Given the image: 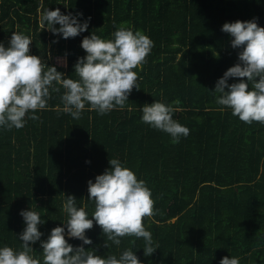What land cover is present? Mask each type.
Masks as SVG:
<instances>
[{
  "label": "trees",
  "instance_id": "16d2710c",
  "mask_svg": "<svg viewBox=\"0 0 264 264\" xmlns=\"http://www.w3.org/2000/svg\"><path fill=\"white\" fill-rule=\"evenodd\" d=\"M56 8L82 23L90 18L88 30L64 39L41 29L40 10ZM254 18L264 27V0H0V43L7 47L16 31L29 36L30 54L66 78H77L73 66L86 56L81 43L92 33L112 39L124 25L154 45L142 70L135 69L140 89H133L123 110L100 115L86 105L75 120L62 111L61 89L36 112L38 121L26 117L21 129L0 127V247L22 250L20 212L30 209L45 221L38 226L41 240L62 226L69 243L80 246L67 236L63 203L75 195L91 218L88 181L116 158L152 192L156 214L144 224L159 248L145 256L143 239L133 245L134 237L105 248L106 237L94 224L86 249L119 257L131 248L143 264H220L225 256L264 264V125L220 111L214 92L238 62L239 49L222 26ZM51 52L66 56L67 66L53 61ZM234 82L238 78L229 79ZM155 101L170 105L173 119L189 128L179 143L141 122L142 106ZM32 247L43 264L40 242Z\"/></svg>",
  "mask_w": 264,
  "mask_h": 264
},
{
  "label": "clouds",
  "instance_id": "9594fccd",
  "mask_svg": "<svg viewBox=\"0 0 264 264\" xmlns=\"http://www.w3.org/2000/svg\"><path fill=\"white\" fill-rule=\"evenodd\" d=\"M89 21L82 23L78 16L64 14L56 8L45 10L39 23L41 29L68 39L87 31ZM221 30L229 34L232 48L239 52L238 62L216 82V104L222 106L220 111L230 109L245 124L264 125V27L254 18L226 22ZM112 37L103 39L94 33L84 37L81 47L86 56L78 58L73 66L77 77L73 79L66 78L57 66L46 65L40 56L30 54L31 38L13 32L7 47L0 43V127L21 129L26 117L38 121L36 112L46 110L52 92L59 93L61 89L64 90L60 97L62 111L75 120L81 118L86 105L87 110L100 115L123 110L133 89H140V77L135 69L142 70L154 45L142 31L124 25ZM60 62L67 66L66 59ZM230 78H238V82L230 84ZM141 111V122L169 134L172 143H179L181 137L190 134L188 127L173 119L174 109L170 105L155 101L143 105ZM109 164L104 173L88 181L87 198L94 202L91 218L84 207L77 206L75 195H67L63 203L67 236L81 240L80 246L69 243L62 226L53 228L47 239L41 240L44 234L38 226L45 221L37 211L21 210L25 228L18 237L22 250L0 247V264H41L32 255V245L37 241L42 247L43 264H143L131 248L119 257L115 254L104 257L86 249L84 245L93 243L86 233L94 224L100 226L106 237L105 248L112 245L119 248L122 238L134 237L133 245L137 239H143L144 255H153L159 245L154 244L152 233L144 224L145 218L156 214L152 192L119 159L112 158ZM220 264H239V260L225 256Z\"/></svg>",
  "mask_w": 264,
  "mask_h": 264
},
{
  "label": "rangeland",
  "instance_id": "374dc122",
  "mask_svg": "<svg viewBox=\"0 0 264 264\" xmlns=\"http://www.w3.org/2000/svg\"><path fill=\"white\" fill-rule=\"evenodd\" d=\"M43 12H44V11L41 9V10H40V16H42ZM51 48H52V49H55V48H53L52 46H51ZM52 49H51V50H52ZM55 50H56V49H55ZM51 56L53 57V61H55L56 63L62 64L60 61H61V60H65V59H66V62H67V57H66V56H61V55L55 54V53H53V52H51Z\"/></svg>",
  "mask_w": 264,
  "mask_h": 264
}]
</instances>
